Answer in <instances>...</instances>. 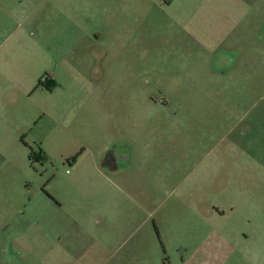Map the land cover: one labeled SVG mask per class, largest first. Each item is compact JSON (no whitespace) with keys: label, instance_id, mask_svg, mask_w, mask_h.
<instances>
[{"label":"rangeland","instance_id":"374dc122","mask_svg":"<svg viewBox=\"0 0 264 264\" xmlns=\"http://www.w3.org/2000/svg\"><path fill=\"white\" fill-rule=\"evenodd\" d=\"M261 167L264 0H0V264H264Z\"/></svg>","mask_w":264,"mask_h":264},{"label":"crops","instance_id":"0c3cea01","mask_svg":"<svg viewBox=\"0 0 264 264\" xmlns=\"http://www.w3.org/2000/svg\"><path fill=\"white\" fill-rule=\"evenodd\" d=\"M247 167V169L248 168H250L251 166H246ZM245 167V168H246ZM264 169V167H261L260 169ZM263 178V177H262ZM5 203L7 204H9V202L8 201H4V208H2L3 209V213H0V214H2V215H0V226H2V225H4L5 224V222H8L9 221V224H10V222H11V219H12V217H11V212L9 211V209H6L5 207H7V206H5ZM218 215H220V216H224V215H226L225 214V211H221V210H218ZM6 225V224H5ZM2 229H4L3 227H1ZM5 232H3V234L2 235H0V243L3 241V242H5L6 243V237H5ZM8 239H10V236H8L7 237ZM12 242V241H11ZM11 242L9 243L10 245H11ZM25 242V241H24ZM7 244V243H6ZM38 245V244H37Z\"/></svg>","mask_w":264,"mask_h":264},{"label":"trees","instance_id":"16d2710c","mask_svg":"<svg viewBox=\"0 0 264 264\" xmlns=\"http://www.w3.org/2000/svg\"><path fill=\"white\" fill-rule=\"evenodd\" d=\"M39 85H40V86L43 85V81H42V80H40ZM40 154H41V153H40Z\"/></svg>","mask_w":264,"mask_h":264}]
</instances>
